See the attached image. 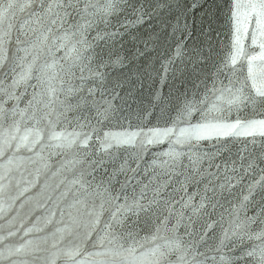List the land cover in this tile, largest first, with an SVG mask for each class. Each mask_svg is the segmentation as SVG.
I'll list each match as a JSON object with an SVG mask.
<instances>
[{"label":"rangeland","instance_id":"rangeland-1","mask_svg":"<svg viewBox=\"0 0 264 264\" xmlns=\"http://www.w3.org/2000/svg\"><path fill=\"white\" fill-rule=\"evenodd\" d=\"M227 6L228 0H0V264H127L129 250L136 264H172L177 240L171 229L179 205L171 214L161 215L154 206L149 211L145 199L132 196L131 171L121 170L126 161L137 166L131 154L144 136L181 141L166 144L168 155L153 157L181 173L202 171L207 153H217L215 163L234 165L241 174L250 162L257 171L264 168V133L258 128L236 135L212 128L264 113V104L248 99V58L241 53L235 62H224L232 43ZM133 9L143 11V23L131 25ZM231 29L232 35L239 29L244 47L247 17L239 14ZM169 34L187 36L196 49L175 81L159 67V50L151 51L158 36ZM121 64L128 69L118 71ZM222 64L227 67L217 86L239 89V102L216 104L196 126V117H182L170 128L137 118L136 101L151 91L153 71L168 77L164 90L171 87L175 99L177 92H203ZM121 103L122 113L104 120L111 105ZM193 146L203 157L199 163L188 158ZM250 174L251 169L243 183ZM184 187L194 192V184ZM199 199L194 196L193 203ZM125 204L129 210L122 212ZM259 207L249 204L241 215L254 216ZM259 226L257 219L253 227ZM177 235L191 239L183 223ZM112 248L121 254L90 255Z\"/></svg>","mask_w":264,"mask_h":264},{"label":"clouds","instance_id":"clouds-1","mask_svg":"<svg viewBox=\"0 0 264 264\" xmlns=\"http://www.w3.org/2000/svg\"><path fill=\"white\" fill-rule=\"evenodd\" d=\"M156 39L157 43L151 51L159 50V56L157 57L159 67L163 68L164 73H169L172 80L175 81L183 74L185 61L195 54L196 49L187 43V36L184 40H179L178 37L173 39L169 34L168 36H158ZM178 49L180 50L179 53ZM141 55H144V53H141ZM152 64H155V60L152 61ZM128 67L127 64H121L117 70L126 71ZM226 67V64H222L216 69L213 73L211 86L205 85L203 92L198 93L193 90L191 95L186 91L177 92L175 99H173L171 87L167 93L164 90V85L168 83V77L164 74L157 76L156 71H153L150 73L151 83L149 87L151 91L143 100L136 101L135 112L137 118L142 121L148 120L151 122L155 120L156 122H162L170 128L182 117L185 120L196 117V120L193 121V126H196L199 117L216 105V101L219 99L217 91L222 88V86L218 87L217 85L220 74L226 70ZM197 88H199V85ZM111 108L112 112L104 114V120L115 119L117 115L122 113L124 105L123 103L120 105L113 104ZM129 115H131V112H129ZM167 130L168 128L156 129L155 131L166 132ZM107 139L108 134L105 133V141ZM179 142L181 141L174 142L170 138L168 141H160L158 136H144L136 143L137 150L131 154L132 158L137 160V166L130 167L126 161L121 166V170L124 172L131 171V178L136 179V184L132 188V196L137 201L145 199L149 211L154 206L161 215L165 212L171 214L173 206L179 205L181 210L176 214V220L171 229L172 235L177 241H181L177 235V229L182 223L185 225L188 229V235L191 237V239L184 241L186 242L184 245L185 250H193L190 259L194 260V248L204 239L200 235V230L205 235L213 233L223 237L237 219L240 220V226H242L246 222L247 216H242L241 213H246L249 204L259 203L260 207H264V189L258 186L256 180L249 179L247 183H243L244 174H241L234 165L222 167L221 164L215 163L217 153H207V167H204L202 171L195 168L192 174H189L186 170L181 173L165 164H157L153 157L167 153L166 144L170 146L172 143ZM146 145L150 147H145ZM199 151L200 149L195 146L190 148L189 160H192L195 156L197 163L202 161L203 157L198 155ZM181 155L182 153H177L178 157ZM260 159L264 160V153L261 154ZM176 167L178 168V163ZM209 169H212V171H209ZM245 172L249 174V169L245 168ZM177 175H182L183 179L176 180ZM252 175L251 172L250 176ZM189 176L191 177L190 183L195 185L194 192L199 190L197 195L200 199L195 203H193L192 193H189L187 188L184 187L185 179ZM126 188L127 183H121L120 190L126 191ZM199 193H203V199H201ZM246 201L249 202L247 207L245 206ZM140 206L143 207V205ZM257 219L259 220V227L264 229V217H258ZM168 220L169 216H164V221ZM193 224L198 225L195 231L192 227ZM225 224L228 226L225 227ZM127 264H136V257L132 255L131 250L128 252ZM155 264H164V262L157 259Z\"/></svg>","mask_w":264,"mask_h":264},{"label":"snow or ice","instance_id":"snow-or-ice-1","mask_svg":"<svg viewBox=\"0 0 264 264\" xmlns=\"http://www.w3.org/2000/svg\"><path fill=\"white\" fill-rule=\"evenodd\" d=\"M165 7L166 5L164 4L158 5L160 9ZM241 13L247 17L248 26L244 47L240 45L237 39L240 34L239 29L235 30L234 35L231 34V21L234 18H239V14ZM132 15L136 16L135 21L130 22L132 26L144 22L143 11L141 9H133ZM226 20L230 26V40L232 43L227 49L230 55L225 58L224 62L228 63L229 59L235 62L236 57L241 53L248 58L249 78L252 81V89L249 91L248 99L254 104L257 101L264 104V0H228ZM249 45L251 46V51L247 52L245 48ZM179 51L178 49V53ZM257 80H259V83H257ZM229 85H231V79L229 80ZM217 95L219 99L216 101V104H223L225 101L235 103L241 99L240 90L235 89L234 86H222L217 91ZM212 128L218 132H231L233 135L252 128H258L261 133H264V113L261 114L260 119H251L245 122L237 120L228 124L215 125ZM168 154L165 153V155ZM246 168L251 169L253 173L249 179L256 180L258 186L264 189V168H260L257 171L255 162H250ZM244 175H247V172ZM190 182L191 177H186L185 184ZM198 192L199 190L193 192L192 196H196ZM199 194L201 199H203V193ZM248 203L246 201V207ZM126 210H129L127 204L122 206L121 211L124 212ZM258 217H264V207L257 208L256 215L247 217L246 222L242 226H240V220L237 219L223 237L213 233L203 234L204 239L194 248V260L189 259L193 250H185L184 245L186 242L182 240L177 241L176 251L173 253L176 259L172 264H264V229L253 227ZM109 254L119 255L121 254V250L112 248L108 249L105 253H90V255L97 256ZM79 264H106V262L82 260Z\"/></svg>","mask_w":264,"mask_h":264}]
</instances>
